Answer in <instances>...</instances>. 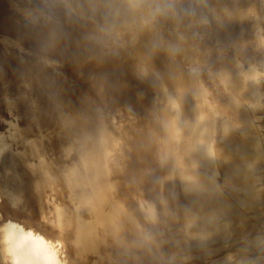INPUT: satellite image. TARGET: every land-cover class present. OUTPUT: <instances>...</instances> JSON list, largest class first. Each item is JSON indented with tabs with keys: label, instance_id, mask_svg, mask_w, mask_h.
I'll return each mask as SVG.
<instances>
[{
	"label": "bare ground",
	"instance_id": "1",
	"mask_svg": "<svg viewBox=\"0 0 264 264\" xmlns=\"http://www.w3.org/2000/svg\"><path fill=\"white\" fill-rule=\"evenodd\" d=\"M41 2L0 0V264H187L191 255L182 251H208L229 234L242 255L264 252V134L247 112L243 131L227 130L225 146L216 148L215 106L185 65L197 57L189 40L196 28L177 30L171 21L157 26L164 44L181 45L176 56L152 50L151 30L122 31L97 43L85 39L91 25L65 26L67 35L50 47L49 26L30 15ZM212 5L220 22L208 30L235 46L254 39L264 58V0ZM58 61L64 64L56 75ZM259 71L256 66V76ZM237 73H228L231 85L258 96L259 76L242 75V83ZM71 77L90 91L73 90ZM250 97V110H262L261 98ZM138 102L143 113L125 115ZM222 169L231 190L224 196L216 194ZM154 186L161 187L163 219L151 200ZM48 193L57 200L44 203ZM174 220L181 235L172 240L163 226Z\"/></svg>",
	"mask_w": 264,
	"mask_h": 264
},
{
	"label": "rangeland",
	"instance_id": "2",
	"mask_svg": "<svg viewBox=\"0 0 264 264\" xmlns=\"http://www.w3.org/2000/svg\"><path fill=\"white\" fill-rule=\"evenodd\" d=\"M42 19V18H41ZM212 25V24H211ZM211 28H212V26H211ZM208 30V29H207ZM195 30H193V31H191L190 32V35H189V40L193 43V45H195V52L197 53L196 54V58H194L193 59V61L191 60V61H185L186 63H185V65H186V68H187V70L189 71V73H190V70L191 71H193V72H191V75L193 76V80H195V81H198L199 82V84L202 86V88L203 89H205V92L206 93H208L207 94V96H208V99H209V101L210 102H212L211 104H213L214 106H215V110H216V113H217V121H218V126H220V128L218 127V131H217V134H216V140H215V145H216V148L218 149V150H221L225 145V143H226V139H225V136H224V134H225V132L227 131V130H229V132L230 133H233L232 135H239V133H241L242 131H243V118L245 119V117H247V115H248V117H250L251 119L250 120H252V123L253 124H255L254 126H255V130L256 131H258L259 133H260V131H262V133H260L261 135H263L264 134V75H263V77H262V75L261 74H264V68L262 67V66H264V58H263V56L257 51V47H256V43L254 42V39H246L244 42H243V45L241 46V45H239V46H235L233 43H230V42H228V41H225L224 39H222L221 37H218V38H221V40L219 39L218 40V38H216L217 37V33L215 32H212L213 30L211 29V31L210 30H208L207 32H206V30H204V29H196V32H194ZM198 32V33H197ZM200 32V33H199ZM204 33V34H203ZM208 33H209V36H208ZM205 34H207V35H205ZM200 35H201V37H200ZM206 37H205V36ZM211 35V36H210ZM213 36V37H212ZM215 36V37H214ZM204 37V38H203ZM207 37H211V38H207ZM192 38H194V39H192ZM201 38V39H200ZM216 38V39H215ZM196 40H198V41H196ZM202 40H204L203 42H204V44H202L203 42H202ZM252 42H251V41ZM201 41V42H200ZM247 41V42H246ZM224 42V43H223ZM200 44H202V45H200ZM226 44V45H225ZM233 45V46H232ZM204 46V47H203ZM226 46V47H225ZM230 46V47H229ZM198 47V48H197ZM208 50V51H207ZM96 55V54H95ZM198 55H200V56H198ZM217 56V57H216ZM242 56V57H241ZM258 56V57H257ZM204 58V59H203ZM220 59V60H219ZM260 59V60H259ZM190 60V59H189ZM195 60V61H194ZM202 60V61H201ZM211 60V61H210ZM237 62H240V65H239V63H238V65L237 66H234V65H236V61ZM60 62V63H59ZM93 63H94V60L92 61ZM228 62H229V64H228ZM56 64H57V67H56ZM56 64H54V66H55V68H56V70H55V74L56 75H58L59 73H60V69H61V67H63V64H64V62L63 61H58V62H56ZM209 64H212V65H209ZM188 65V66H187ZM257 66V68H258V70H261V74H259V72H257V76H259L258 78H257V76H256V71L254 72V68L256 69V66L255 67H252V66ZM259 65V66H258ZM190 66V67H189ZM211 66V67H210ZM227 66V67H226ZM232 66V67H231ZM234 66V67H233ZM243 66L246 68H244L245 69V71H243L244 69H242L243 68ZM239 67V68H238ZM252 67V68H251ZM188 68H190V70L188 69ZM194 68V69H193ZM207 68V69H206ZM212 68H214V69H212ZM238 70V69H240L239 70V73L241 74V72H242V74H241V76H239L240 74H238L237 72H235V70ZM238 68V69H237ZM233 71H232V70ZM249 69H251V72H250V70ZM263 69V70H262ZM212 70V71H211ZM219 70H220V72H219ZM230 70V71H229ZM247 70V71H246ZM252 70H253V72H252ZM241 71V72H240ZM231 72H232V74H233V76H235L236 75V73L238 74V81H240V82H242L243 83V81L245 80V79H247V77H251V76H253V75H251V73L253 74H255V78H257L256 80H260V82L258 81V83H260L258 86H259V88L261 89L260 90V93L261 92H263V93H259L258 94V96H256V95H253L251 92V95L252 96H254V97H259V98H261V95L263 96L261 99H260V102H262V104H260L259 103V106L257 105L258 104V100L256 101L255 100V102H257V106L258 107H262V110H261V108L259 109V108H257V106H256V108H257V110L254 112V111H251V110H253L252 109V107H251V105L253 106L254 104H253V99H252V97H250L251 95H249L246 91H243V90H241L240 91V89H244L245 87H241V86H239L238 84H237V87H236V85H231V83L228 81V79H227V76H228V73H230L231 74ZM195 73H197L196 75H195ZM234 73H235V75H234ZM248 73H250V74H248ZM259 74V75H258ZM216 75V76H215ZM245 75L246 77H244L243 78V76ZM214 76V77H213ZM237 76V75H236ZM260 76H261V79H260ZM196 77H197V79H196ZM217 77V78H216ZM241 77V78H240ZM240 78V79H239ZM243 78V79H242ZM213 79V80H212ZM222 79V80H221ZM252 79H254V76H253V78ZM262 79H263V82H262ZM215 80H216V82H215ZM213 81V82H212ZM76 82V83H75ZM82 81L80 80V79H78V78H74V77H71V82L69 83L70 84V86H71V88L74 90H80L79 91V94L80 93H83V94H85L87 91H90L88 88L89 87H87L83 82L81 83ZM201 82H202V84H201ZM220 82V83H219ZM262 82V83H261ZM71 83H72V85H71ZM239 83V82H238ZM82 84V85H81ZM84 84V85H83ZM240 84V83H239ZM74 85V86H73ZM240 85H242V84H240ZM262 85V86H261ZM81 86V87H80ZM243 86V85H242ZM216 87V88H215ZM218 87V88H217ZM262 87V88H261ZM223 89V91L221 90V89ZM224 88H226V90H224ZM240 88V89H239ZM86 90V91H85ZM216 90V91H215ZM245 90V89H244ZM214 91H215V93H214ZM226 91V92H225ZM243 91V92H242ZM245 92H246V94L249 96L248 98H247V95L245 94ZM220 93V94H219ZM236 93V94H235ZM240 93H243V94H240ZM215 94V95H214ZM227 94V95H226ZM239 94V95H238ZM217 95V97L216 98H214L215 96ZM245 95H246V98H245ZM260 95V96H259ZM227 96V97H226ZM242 96H244V97H242ZM97 97V100L99 101V95L98 96H96ZM229 98V99H228ZM235 98V99H234ZM219 99V100H218ZM252 99V100H251ZM218 100V101H217ZM221 100V101H220ZM231 100V101H230ZM247 100V102H248V100H250V101H252V102H245ZM216 101L218 102V104L216 103ZM246 103V105H245V103ZM220 104V105H219ZM240 104H241V107H243V108H240ZM244 104V105H243ZM140 105V106H139ZM249 105V106H248ZM138 106H139V108H138ZM144 105H142V103L141 102H138L137 103V105H135V106H132V107H128V108H125L124 110V112H125V115H130V116H132L133 114L134 115H140V113H141V109L143 108L144 110H145V107H143ZM219 106V107H218ZM246 106H248V108L246 107ZM136 107H137V109H136ZM140 107H142V108H140ZM222 107V108H221ZM247 108V110H246V108ZM249 107H251V110H250V108ZM133 108V109H132ZM219 108V109H218ZM254 108V107H253ZM127 109V110H126ZM131 111H130V110ZM140 109V110H139ZM230 110V111H229ZM250 110V111H249ZM255 110V109H254ZM101 111V110H100ZM128 111H130V112H128ZM132 111H134V112H132ZM218 111V112H217ZM126 112H128L127 114H126ZM136 112H139V113H136ZM240 112V113H239ZM247 112H250V113H248L247 114ZM251 112H254L255 114H253V113H251ZM131 113H133L132 115H131ZM136 113V114H135ZM142 113H143V110H142ZM141 113V114H142ZM223 113V114H222ZM242 113V114H241ZM245 113H246V116H245ZM235 114V115H234ZM253 114V115H252ZM100 115H101V119L103 120V121H105V122H108V115H107V113L105 112L104 113V110H103V113H100ZM104 115V116H103ZM133 115V116H134ZM241 115H243V116H241ZM245 116V117H244ZM242 117V118H241ZM254 117H255V119H254ZM221 118V119H220ZM258 118V119H257ZM241 119V120H240ZM107 120V121H106ZM240 121V122H239ZM242 121V122H241ZM227 122V123H226ZM231 122V123H230ZM256 122H258V124H259V126L260 127H258V125H257V123ZM220 124V125H219ZM236 125H237V128H236ZM263 125V126H262ZM240 126V127H239ZM231 127H232V129H231ZM239 129V130H238ZM259 129H260V131H259ZM261 129H263V130H261ZM232 131V132H231ZM235 131V132H234ZM223 133V134H222ZM218 141H219V143H218ZM155 152V153H154ZM153 152V154H155V155H153L152 156V158L155 160L156 159V161H154L153 162V165L155 166V168H156V172H158V170H160V164H161V162L159 163V159H160V161H161V156L159 155V151H156V149H155V151ZM158 153V154H157ZM157 155V156H156ZM154 156H155V158H154ZM159 156V157H158ZM157 162V163H156ZM158 169V170H157ZM223 173H224V171H223V169L221 170V172H220V175L219 176H221V177H218V179H219V182H218V184H219V186H217L218 187V191L216 192V194H220V195H225V194H229V192L231 191L230 190V186L228 185V183L227 182H225V180H223ZM221 184H223L222 186H221ZM158 186H160V185H158ZM158 186H156V188H155V186H154V189H155V191H154V189H151L150 191H152L153 192V194L151 195L152 197H151V200H152V203H153V205H154V210H155V213L157 214V217H158V219L162 216V219H163V200L161 199L162 198V196L160 197V196H158V194L157 193H160L159 195H161L162 194V192H161V187L160 188H158ZM158 188V189H157ZM220 188V189H219ZM225 189H227V190H225ZM159 192H158V191ZM220 190V191H219ZM230 190V191H229ZM221 191H223V193L221 192ZM228 191V192H227ZM179 192V194L181 195V191H178ZM150 194V193H149ZM51 197H53V198H55V200H57V197L55 196V195H51L50 193H48L47 194V198H46V200L44 201V203H46V204H48V201L50 200V198ZM154 197V198H153ZM160 199V200H159ZM58 200L60 201V199L58 198ZM59 201H57V202H59ZM178 201V200H177ZM181 201V200H180ZM160 202H162L161 204H160ZM160 205H162V206H160ZM6 209H4V210H2V213H3V216H4V220H6V218L8 219L9 218V216H10V213H8L9 211H5ZM161 211H162V213H161ZM6 213H7V216H6ZM42 218V220L43 221H45V219H43V217H41ZM48 218H49V216H48ZM159 221H161V219L159 220ZM162 221H164V220H162ZM220 221H223L222 220V218H220ZM50 222V225H53V226H56L55 225V223L53 222V221H49ZM175 225H178L177 227L173 224V223H166V222H163L166 226H163V227H165V229H164V231L166 232V233H168V236L167 237H170V239H172V240H175V238H173V236H174V234H176L174 237H179V235H181V232H180V234H179V231H180V226H179V224L177 223H175V220L174 221H172ZM30 223H32L31 221L29 222L28 221V223L26 222V224H27V226H29V224ZM169 224V225H168ZM171 224H173V225H171ZM160 225V224H159ZM171 227V228H173V229H171V228H169V231H168V228H166V227ZM171 225V226H170ZM162 226H160L161 228H162ZM173 226V227H172ZM178 229V231L176 230V229ZM174 230V231H173ZM176 231V232H175ZM169 232H171V233H169ZM174 232V233H173ZM230 233V232H229ZM232 233V232H231ZM178 234V235H177ZM234 234V233H233ZM170 235V236H169ZM229 235H232V234H229ZM229 235L227 236L228 238H229ZM176 237V238H177ZM227 237H224V238H220V239H215L214 241H212L213 243H210V244H212L211 246H210V248L209 249H207L208 251H203V250H200L199 248H197L198 250H196L195 251V249H192V252L190 253L189 251H187V253H186V251H182V253H183V255H191L190 256V258L188 257V256H186L185 258H187L188 257V259L191 261L193 258L196 260V259H202V260H204L205 261V259H206V255H210L211 256V259L210 258H208V259H210V262H211V260L213 261V259H214V261H213V263H210V264H254V263H256V264H262V263H264V252H262V251H256V250H254V249H252L253 250V252H250V251H252V250H250L249 251V253L247 252H245V254H247V255H242L243 253H242V251H237V246H236V244L234 243L235 241H234V235L232 236V238H230V239H228ZM227 238V239H226ZM226 239V240H225ZM220 240V241H219ZM228 241V242H227ZM234 241V242H233ZM214 242H215V244H214ZM227 242V243H226ZM221 243V244H220ZM225 243V244H224ZM243 243H244V241H243ZM233 244V245H232ZM232 247V248H231ZM234 247H235V249H234ZM193 248H195V246L193 247ZM215 248V249H214ZM219 248V249H218ZM0 250H1V246H0ZM193 250H194V252L197 254H195L194 255V253H193ZM211 250H216V251H211ZM235 250V251H234ZM201 251V252H200ZM188 252L190 253V254H188ZM199 252V253H198ZM203 252H206L205 254H203ZM218 252V253H217ZM235 252H236V254H235ZM241 252V253H240ZM262 252V253H261ZM181 253V254H182ZM204 255V256H202V254ZM258 253H261V254H258ZM193 254V255H192ZM229 254V255H228ZM233 254H235V255H233ZM198 255H200V256H198ZM237 255V256H236ZM243 257H242V256ZM196 256V257H195ZM202 256V258H199V257H201ZM206 256V257H205ZM232 256V257H231ZM246 257V259H245V257ZM247 256H248V260H247ZM205 257V258H204ZM236 257H237V259H236ZM204 258V259H203ZM226 258V261H224V259ZM232 258V259H231ZM257 258V259H256ZM258 258H259V260H258ZM191 261L193 264L195 263V264H200L201 263V260H200V263H199V261L198 260H196V261ZM221 260H223V262L221 261ZM244 260H247L245 263L243 262ZM263 260V261H262ZM173 261V260H172ZM190 261H188V262H190ZM203 261V262H204ZM207 261V260H206ZM206 261L204 262V264H209V263H206ZM209 261V260H208ZM218 261V262H217ZM241 261V262H240ZM188 262H187V264H188ZM191 262L189 263V264H191ZM202 262V263H203ZM214 262H216V263H214ZM201 263V264H202ZM71 264H73V263H71ZM109 264H116V263H109ZM186 264V263H185Z\"/></svg>",
	"mask_w": 264,
	"mask_h": 264
},
{
	"label": "clouds",
	"instance_id": "3",
	"mask_svg": "<svg viewBox=\"0 0 264 264\" xmlns=\"http://www.w3.org/2000/svg\"><path fill=\"white\" fill-rule=\"evenodd\" d=\"M30 15L42 18L49 26L50 47L58 46L67 35L65 26L91 25L85 39L97 43L115 40L122 31L151 30L156 37L151 42L152 50L163 48L172 56L182 47L179 43L164 44L157 31L162 22L171 21L177 30L182 24L207 30L213 21L220 22L212 0H42Z\"/></svg>",
	"mask_w": 264,
	"mask_h": 264
},
{
	"label": "water",
	"instance_id": "4",
	"mask_svg": "<svg viewBox=\"0 0 264 264\" xmlns=\"http://www.w3.org/2000/svg\"><path fill=\"white\" fill-rule=\"evenodd\" d=\"M35 18H37V19L40 21L39 17H35ZM30 25L34 26L33 24H30ZM24 26H26V25L24 24ZM28 30H29V29H27V30L25 29V30L23 31V32H25L24 35H25L26 33H28V32H27Z\"/></svg>",
	"mask_w": 264,
	"mask_h": 264
}]
</instances>
